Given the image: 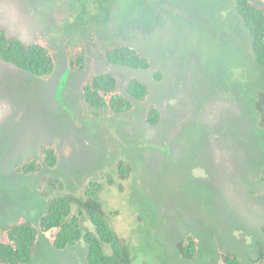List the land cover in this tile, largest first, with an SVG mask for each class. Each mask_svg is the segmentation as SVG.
<instances>
[{"label":"rangeland","instance_id":"1","mask_svg":"<svg viewBox=\"0 0 264 264\" xmlns=\"http://www.w3.org/2000/svg\"><path fill=\"white\" fill-rule=\"evenodd\" d=\"M0 22L22 41L42 37L55 60L53 74L40 78L0 59V224L38 221L54 194L45 187L40 195L43 175L75 197L95 181L134 264H218V248L253 264L264 245V130L254 109L264 69L233 0H0ZM81 42L85 68L70 69L64 46ZM122 44L151 68L108 64L104 50ZM91 71H109L121 88L137 77L147 99L96 117L81 99ZM150 104L160 113L153 126ZM50 143L54 167L15 172ZM81 221L91 227L86 215ZM186 232L198 241L193 260L176 247ZM86 254L82 240L56 250L40 233L30 264H86Z\"/></svg>","mask_w":264,"mask_h":264},{"label":"trees","instance_id":"2","mask_svg":"<svg viewBox=\"0 0 264 264\" xmlns=\"http://www.w3.org/2000/svg\"><path fill=\"white\" fill-rule=\"evenodd\" d=\"M236 11L245 29L252 37V51L255 62L264 69V0H233ZM67 64L70 69L85 68V46H64ZM104 59L113 66L149 70L151 61L130 45H112L104 50ZM0 59L33 76L45 78L53 74L55 60L51 50L40 36L30 41H22L10 35L0 22ZM154 77L160 79L161 73ZM149 88L141 79L131 76L119 86L116 77L109 71H91L85 78L81 90L82 103L94 116L108 113L121 114L133 108V102L147 99ZM257 114L256 126L264 130V90L258 92L254 102ZM160 119L155 105L146 108L145 120L150 126ZM59 152L55 143L44 144L37 157H27L14 166L17 173L37 174L43 167H54L58 163ZM121 166V164H120ZM123 175H127L121 169ZM264 186V166L258 176ZM63 181L58 177L43 175L38 187L41 196H48L50 187L54 194L49 197L45 213L38 221L32 222L19 217L7 224H0V264H30L32 249L38 235L44 234L51 246L63 250L83 241L87 246L86 264H134L129 241L122 238L107 219L99 199L103 186L90 181L83 194L75 197L63 190ZM77 208L78 214H74ZM86 215L91 227L82 225L81 217ZM261 230L264 234V225ZM197 238L186 232L177 241L176 247L186 260L196 257ZM218 264H243L239 255L217 249ZM253 264H264V245L259 246Z\"/></svg>","mask_w":264,"mask_h":264}]
</instances>
